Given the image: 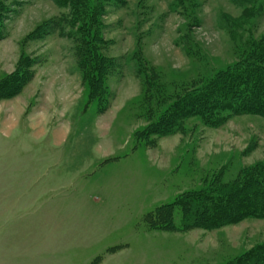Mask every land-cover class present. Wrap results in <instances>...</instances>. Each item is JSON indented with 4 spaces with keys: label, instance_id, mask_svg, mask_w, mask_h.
<instances>
[{
    "label": "rangeland",
    "instance_id": "374dc122",
    "mask_svg": "<svg viewBox=\"0 0 264 264\" xmlns=\"http://www.w3.org/2000/svg\"><path fill=\"white\" fill-rule=\"evenodd\" d=\"M73 1L0 0V78L30 72L0 100V264H230L263 244L264 219L181 229L175 209L173 228L145 223L211 177L264 162L263 118L218 128L189 119L150 148L134 134L148 124L138 65L166 95L198 85L261 40L264 0H87L112 65L101 114L80 67Z\"/></svg>",
    "mask_w": 264,
    "mask_h": 264
},
{
    "label": "trees",
    "instance_id": "16d2710c",
    "mask_svg": "<svg viewBox=\"0 0 264 264\" xmlns=\"http://www.w3.org/2000/svg\"><path fill=\"white\" fill-rule=\"evenodd\" d=\"M69 9L72 25L74 21L78 24L76 38L83 44L80 67L88 85L89 98L98 101L97 113L101 114L108 109V104L104 103V78L106 69L112 65L98 51L93 19L98 8L88 4L87 0H75ZM2 12L0 4V15ZM54 24L58 26L64 21ZM244 52L233 65L174 95L173 92L169 95L161 93L153 74H143L138 65V75L144 76V95L140 103L144 114L141 116L148 124L135 132V140L149 148L154 147L158 139L177 133L189 119H199L210 128L222 126L231 116L252 115L264 119V36L259 42L250 41ZM29 77L30 72L22 68L0 78V100L16 96ZM171 95L172 102L162 106ZM175 209L180 212L181 229L212 231L247 219H264V162L241 170L231 180L222 181V173L211 177L198 189L147 214L145 223L152 230L173 228ZM230 264H264V243L236 257Z\"/></svg>",
    "mask_w": 264,
    "mask_h": 264
}]
</instances>
